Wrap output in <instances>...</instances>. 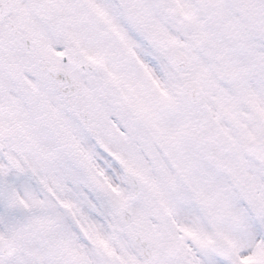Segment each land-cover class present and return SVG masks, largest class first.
I'll use <instances>...</instances> for the list:
<instances>
[{
  "label": "snow or ice",
  "instance_id": "obj_1",
  "mask_svg": "<svg viewBox=\"0 0 264 264\" xmlns=\"http://www.w3.org/2000/svg\"><path fill=\"white\" fill-rule=\"evenodd\" d=\"M0 264H264V0H0Z\"/></svg>",
  "mask_w": 264,
  "mask_h": 264
}]
</instances>
